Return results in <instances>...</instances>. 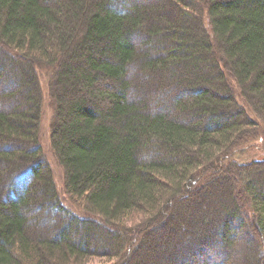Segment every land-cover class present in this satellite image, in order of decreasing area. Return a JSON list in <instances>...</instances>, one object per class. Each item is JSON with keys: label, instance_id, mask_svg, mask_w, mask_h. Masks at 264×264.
Segmentation results:
<instances>
[{"label": "trees", "instance_id": "1", "mask_svg": "<svg viewBox=\"0 0 264 264\" xmlns=\"http://www.w3.org/2000/svg\"><path fill=\"white\" fill-rule=\"evenodd\" d=\"M260 140L264 0H0V264H264Z\"/></svg>", "mask_w": 264, "mask_h": 264}, {"label": "rangeland", "instance_id": "2", "mask_svg": "<svg viewBox=\"0 0 264 264\" xmlns=\"http://www.w3.org/2000/svg\"><path fill=\"white\" fill-rule=\"evenodd\" d=\"M38 72H39L42 92L44 93V105H43V115H42V120H41V134H40L42 152L51 166L55 184H56L60 197L63 198L65 204L68 207L72 208L77 213L84 214L85 212L80 208L81 203L78 201H75L74 199H72L70 196L66 194V190L64 186V172H63V169L58 159L56 158L55 152L51 144V125L53 121L54 110H53L52 102L49 100L50 77L46 73L44 74L41 71H38ZM263 143H264L263 140H260L259 143L258 142L256 143V141L253 142V145L259 144L256 149V151H259L257 153L258 155L264 153V148H260ZM106 261H107L106 259L93 258L87 264H111V263L113 264L114 263V260L112 261L109 260V262H106Z\"/></svg>", "mask_w": 264, "mask_h": 264}]
</instances>
